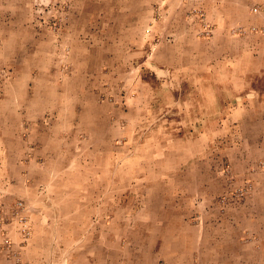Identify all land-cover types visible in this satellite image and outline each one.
Listing matches in <instances>:
<instances>
[{
    "label": "crops",
    "instance_id": "0c3cea01",
    "mask_svg": "<svg viewBox=\"0 0 264 264\" xmlns=\"http://www.w3.org/2000/svg\"><path fill=\"white\" fill-rule=\"evenodd\" d=\"M34 1L0 0V264H15V256L21 264H64L58 260L64 255L69 259L66 264H248L240 258L231 261L227 255L217 256L213 246L206 245L203 251L195 239L196 231L186 225L188 218L178 209L164 207L162 202L168 199L155 197L146 185L142 187L143 194L132 197L130 202L125 193L114 199L110 220H103L108 209L97 203V172H103L110 163L118 165L116 157L132 149L139 135L135 129H144L154 110L151 99L137 87L140 69L120 73L115 63L126 49L139 48L147 41L148 3L144 6L146 23H126L125 18L110 23L98 14L107 11V6L97 5L89 11L98 12L99 35L85 37L80 34L87 33V10L92 6L86 0H72V15L62 41L68 45L93 43L74 54H81L84 60L97 59L101 54L105 62L92 66L93 71H85L84 75L93 74L92 81L82 77V72H72L75 78L62 83V98L57 101L51 68L53 40L31 38L27 13ZM49 4L52 5L50 0L45 4L47 8ZM163 4L168 9L164 12L168 13L167 35L171 39L155 44L146 59L176 69L204 65L235 53L238 59H253L243 73L247 76L253 72L254 83L239 86L233 108L237 107L241 116L249 117L253 112L254 142L260 140L258 145L264 149V0H167ZM172 5L204 10L213 27L212 36L198 40L182 30L181 11L172 9ZM123 8L117 7V11ZM231 27L241 28L243 35L228 36ZM108 43L113 46H103ZM116 44L121 49L114 47ZM102 68H106L104 74ZM103 84L118 104L108 103L98 95V91H104ZM119 88L125 93L119 94ZM181 102L177 95L174 106ZM182 121L178 117L171 123ZM201 121V117L193 118L189 123ZM162 125L132 150L129 163L137 153L151 155L157 150L159 146H154L161 137L154 135L166 127ZM194 139L178 147L190 152L188 146ZM72 167L80 178H70L72 171L63 178L65 169ZM85 172L93 179L87 181ZM70 188L78 189L70 194ZM17 201L28 206L22 214L29 229L26 239L19 231L17 218L21 214L13 208ZM99 223V258L107 251L116 255L106 263L97 261ZM119 227L125 229L127 238L124 247L117 242L113 247ZM259 246L258 262L264 264V245ZM205 253L207 259L203 260Z\"/></svg>",
    "mask_w": 264,
    "mask_h": 264
},
{
    "label": "rangeland",
    "instance_id": "374dc122",
    "mask_svg": "<svg viewBox=\"0 0 264 264\" xmlns=\"http://www.w3.org/2000/svg\"><path fill=\"white\" fill-rule=\"evenodd\" d=\"M50 1L52 5L49 4L48 8L45 4L49 0L34 1L33 7L27 14L31 21V38L38 37L42 41L53 40L51 68L57 101H60L61 85L67 79L75 78L72 72H82V77L85 76L87 81H92L93 74L84 75L85 71L87 73L93 71L92 66H97L99 62H105V60L101 54H98L97 59L94 60H84L81 59V54L79 56L74 54L94 44L64 43L62 37L72 15V0ZM164 2L167 0H86L87 5L92 7L87 10L90 12L87 13L88 17L85 21L87 33L80 34V36L86 35L85 37L99 35L98 14L110 23L111 21L117 23V19L122 22L123 18L126 19V23L127 21L146 23L144 6L146 3L149 5L148 27L150 26V30L146 37L147 41L139 48L126 49L115 63L120 73L135 68L140 69V74H136V78L140 76L137 87L139 85L140 92L142 90V93L147 94V97L151 99L154 110L148 116L150 122L144 129H135L139 130V135L132 149H127L129 151H124L126 153L116 157L118 165L113 166L114 164L110 163L107 167L105 166V172H101V169L97 172V203L100 202L99 206L108 209L105 211L107 216L103 220L105 222L110 220L112 212L110 208L115 204L114 199H118L119 196L124 195L122 193H125L128 194L130 202L132 197L143 194L142 187L146 185L151 188L155 197L168 199L162 202L164 207L178 209L177 212L188 218L186 225L188 229L196 231L195 239L200 246H203L201 247L203 251L206 245H209L217 250V256L224 254L231 257V261L234 258H240L243 261L246 260L248 264H259V245H264V149L261 150L258 145L260 140L254 142L253 112H250L249 117L241 116L242 114L239 115L236 112L237 107L233 108L237 104L239 86L254 83L253 72L247 76L243 73L244 67H250L249 62L254 60L238 59L234 57L237 55L235 53L230 57L218 58L204 65L179 69L165 68L147 60V54L155 44L171 39L170 34L167 35L169 18L168 13L164 12L168 10L164 7ZM103 4L107 6V11L99 13L89 11ZM112 6L114 8L109 12ZM117 7L126 9L117 11ZM183 7L175 5L171 7L181 11L182 30L198 40L210 38L213 27L204 10ZM227 32L232 38L243 35L242 29L238 27H231ZM104 34L107 35L105 29ZM99 46L98 43L97 47ZM103 46L110 47L113 44L108 43ZM119 46L120 44L114 45L120 48ZM250 55L253 56V52ZM258 61L263 63V60ZM101 72L104 74L106 68H102ZM88 86L91 87L89 84ZM101 87L104 89L103 92H99L96 88L98 95L103 96L108 103L118 104L108 90V86L103 84ZM118 91L119 94L125 93L124 89L119 88ZM177 95H180L182 102L174 106ZM144 108L146 111L149 107L146 104ZM205 114L206 117L203 118ZM178 117L183 118L184 121L172 124L171 122ZM200 117L202 121L198 122L199 125L189 123V120ZM162 124L166 127L154 135L161 137L160 143L154 146H159L156 152L154 151L151 155L137 153L129 163L132 150L140 147L146 138L152 137L149 132H155L156 128L163 126ZM147 126L150 128L145 131ZM194 137V143L188 146L191 149L190 152L180 150L178 146H184ZM163 145L167 146L162 148ZM98 159L97 156V163ZM67 169L63 178L67 177L69 171H72L70 178H80L79 174L71 170L74 169L73 167L70 170ZM83 175L87 181L93 179L90 173L85 172ZM77 189L70 188V194ZM88 191L91 192L92 189ZM21 203L24 211L16 210L18 215L21 214L17 220L21 237L26 239L29 229L26 224L25 227L22 226L19 218L23 217L22 214L26 209L28 210V206L26 208V205ZM163 204L159 205L163 206ZM101 224H97V261L106 263L109 262L110 256L116 257V255L107 251L99 258L98 237L101 236L99 228ZM116 230L112 246L115 247L118 243L119 247H124L126 231L121 227ZM192 235H195V232H192ZM189 238L192 239V237ZM206 256L207 253L203 260L207 259ZM58 260L64 261V264L69 262L68 255Z\"/></svg>",
    "mask_w": 264,
    "mask_h": 264
},
{
    "label": "built area",
    "instance_id": "2783aa9c",
    "mask_svg": "<svg viewBox=\"0 0 264 264\" xmlns=\"http://www.w3.org/2000/svg\"><path fill=\"white\" fill-rule=\"evenodd\" d=\"M206 34V33H205ZM13 208L15 210H18V211H24V208H23V205L21 202H16L13 206ZM19 222L22 224L23 227H25V224H26V219L25 217H21L19 218ZM15 264H21L18 260V257H15Z\"/></svg>",
    "mask_w": 264,
    "mask_h": 264
}]
</instances>
